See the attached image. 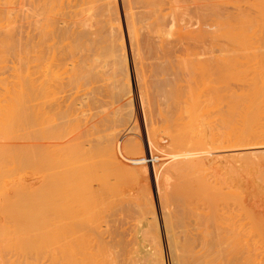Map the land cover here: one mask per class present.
Segmentation results:
<instances>
[{
    "label": "bare ground",
    "instance_id": "1",
    "mask_svg": "<svg viewBox=\"0 0 264 264\" xmlns=\"http://www.w3.org/2000/svg\"><path fill=\"white\" fill-rule=\"evenodd\" d=\"M120 1L122 2L121 5H123L122 7L125 11V14L123 13V15L125 16L124 19H126V33L132 43L134 40L133 44L135 48L133 49H135V53H131L136 56L133 55V59L135 57L136 61L132 62L133 65L137 62L134 65L137 70L135 75L138 78L136 77V79L138 81L140 79L141 81V86L138 84L139 82H137L138 86H140V90L138 91L139 93L142 91L140 94H142L141 96L146 100V110L149 114L154 116V120L152 119L153 123L150 121L147 126H149V124L150 126L154 124L158 128L155 131V126L153 125L154 132L157 133V131L159 132L162 130V135L168 133L167 136L168 138L170 137L169 140L171 144H168L169 142L166 144L169 145V148L174 151H182V154H185L184 163L179 161L181 159H175L177 162L181 163V165L184 164L182 169L177 165H175L176 168H172L170 165L168 166V169L170 168L172 171H175L172 173H180L177 177V179L179 178L180 183H177L179 180H177L176 183L172 182L175 176L173 177L170 175V177L172 176L171 179L173 178L171 181L170 177H166L167 175L165 176L164 174V177L161 173V177L159 175L160 179L163 180L161 185L162 188H160L161 186H158V188H160L159 192L161 193L160 201L164 204L161 205L163 206L162 211L164 210L163 215L165 214L166 216L164 226H166L167 232L170 231L167 239L168 242H170L169 246L171 247L172 254L177 251L180 252L179 254L176 253L174 255L175 263H173L264 264V236L260 233V228L258 229L254 221L255 218L253 219L252 217V210L250 208L251 211L247 209L249 205H246L247 207H245L240 199L242 197H240L237 192L233 191L232 193L231 189L233 187L231 188L230 186H227L226 183H224V180L222 181L226 176L219 177V179L221 178L220 180L217 177L215 178L218 180L215 178L212 180L214 176L212 175L213 167L211 168L212 179L209 176L212 181L209 180V164L206 162V158L203 159L202 156L197 154L201 147H206L207 150L213 148V152L214 148H221L219 150L221 154L218 151L219 155L213 154L209 155V157L213 156L210 157L211 160L215 155L214 159H216V161L219 159L222 166L224 165L223 169L227 168V171H230L231 169L234 170L235 167H247L249 164L252 165L253 161L257 165L260 163L259 167H262V165L264 166V19L263 21L257 22H253L252 20L251 22H249V20H247L248 22L246 20L222 22L219 18H216L218 14H214L216 19L208 18L210 13H207V8L210 9V7H207V0H182L186 3L183 8L187 9L190 4L194 7L191 10L194 11L193 13H195L194 15L196 19L200 16V25L196 28V30H198H195V32H190L188 30L190 27L186 29L187 27L185 28L182 26H177L178 28L176 29V32H174V30L173 32H170L175 23L174 19L181 13L178 12L180 8L179 4L183 6L180 3V0ZM20 2L22 3V1ZM28 2H30V4L28 3L30 6L25 2L26 5H24V8L28 6L29 9L28 7L26 9L30 11H25L26 13L24 14L27 16L29 12L30 16L27 17H30V19H24L25 21H22L23 18L21 19L22 23L24 22L25 24H22L21 21H17V19L19 20L17 17L19 15H17L15 11L14 13L17 16H15L14 13L13 15L11 14L13 8L11 9L8 4L9 7H7V10L4 12L1 10L2 12H0V218L2 221V224L0 223V264H40V262L35 263V260L38 256L40 257L42 255H39V252L42 253L43 251L46 252L48 256V259L43 258L48 262L46 264H136L138 261H142L143 264H164L162 246L160 244L162 239L160 240L161 233L159 232V222L156 223V213L155 210L153 211V209L156 208H152L153 197L151 195L153 194H150L151 191L148 190V192L144 193V191H146L144 188L139 191L141 193L139 194L143 195L144 200H142L143 197L139 194L138 196L141 199H138L137 197L135 198L134 196L136 201L138 200L139 202L140 200L139 203L141 204L140 206L142 209L147 208L149 210L150 208L148 214L150 217L148 216V221H146L147 231H145L146 228H143L140 236L141 239L143 236V241H155L156 243H153L154 245L152 246H149V243L142 246L143 249L146 247L144 252H142V254H144V256L142 255L143 258L146 257L147 259V256H149L150 260H143L142 258L141 260L140 257V260H135L133 258H131L132 260H129V258H126L132 251H130L131 249L126 251V248L128 247L125 246H127V243L129 244L131 240L128 241L129 239L125 238V234L127 233L128 235L131 231H134L132 233L135 234L133 228H136L137 226L133 227V225H138L139 222L136 221L138 222L136 224L133 221L137 218H143L144 216L140 217V213L144 214L146 211H139V216L133 218V215L136 213L135 210L138 211V208L133 210V207L130 209L131 206L133 204L139 208L140 206L137 202L134 203L135 200H133V197L132 205L130 204V206H128L129 203H131L129 202L131 199L127 194L125 195L129 199L126 203L123 201L125 203L123 204L122 199H125V197H121V186L119 185H124V187H126L129 183L126 179L129 180L132 172L134 173L133 175L140 178L141 181H148L146 178L148 175L144 168H140L137 171L134 170V172L133 168L136 167L133 166L136 163L134 164L133 162L132 167H128L129 165L127 164H125L126 166L124 164L122 165V163L125 162L119 163L118 161H121L119 160V157L121 158V156H117V154H120V151L116 148L113 150H118L119 153L117 152L116 154V152L114 153V151L111 150L110 152H112L113 155H116V162L122 165V168H119L120 170L118 167L121 165L116 166L117 170L115 165L114 168L112 167L111 163L113 162H109L107 159L108 163H102L105 159L102 161H99V159L94 160L96 154H98V156L100 155L98 158H101V156L107 158L104 153L106 152L105 149H107L108 145L112 142H110V138L112 139L113 136L111 137V134L113 132H111V134L109 133V130L113 127L112 123L114 124L116 121L119 122L118 120L121 118V121H129V123L131 122L133 124L128 132L137 130L138 128V120L135 111L136 102L133 93V86L130 85L129 81V78H131L129 77L130 70L126 59L124 37H122L120 28V18H118V7L116 8L117 1L30 0ZM176 6L179 8L177 7L176 9ZM262 11L260 13H262ZM188 12L189 10L187 13ZM190 13L192 16V12ZM4 15L6 16L4 17ZM187 15L189 16V14ZM259 16L257 14L258 18ZM180 19L179 23H182L183 21L180 22ZM137 25L141 26V28H139V26L137 27ZM152 33H154V36H151ZM222 40L227 43L225 47L226 49L222 46ZM188 41H192V43L194 41L195 43L204 42L206 44V49L203 48L205 50L199 52L196 50L195 45H189ZM223 51L229 52V54L226 53L227 57L232 54V57L229 56L231 58H225L224 61L227 59L225 63L227 64L229 61H232L239 67L237 68L238 70L235 69L237 70L236 80H238L240 84L235 80L234 81L238 86L233 84L237 89L233 86L227 87L224 84L227 79L225 73L229 70V65L228 68H225L227 65L222 64L224 58L222 59L220 54L223 53ZM141 55L144 60H142ZM110 59L112 62H110ZM109 62L113 64V70L111 69L112 65H110ZM108 64L110 65L109 67ZM105 67L110 68L112 72H109V69L104 70ZM145 69H147V71H145ZM148 70L150 72L152 71L153 75L150 72V74L147 75L145 72H148ZM170 73H172L173 76ZM108 74L110 76H108ZM113 76L116 78L118 77L117 79L115 78V81L113 80L114 82L118 80V82H112L111 84L109 79L112 80L114 78ZM151 76L152 78H150ZM144 77L150 78L151 81L146 80ZM224 77H226L225 81ZM229 79H232V76L231 78L229 77ZM229 81L231 83V80H227V82ZM98 83L102 84V86L95 87ZM92 85H95L94 90H98L99 92L93 90V92H90L87 89V94L86 92L84 93L86 90L85 87L91 88ZM93 86L92 88H94ZM68 87H70V89ZM67 88L70 92L67 91L68 94L63 95L65 93L64 90ZM72 88H75L74 90L77 89L78 93L80 91L78 89H85H83V94H85V96L82 93L81 95L83 96L79 94V102L77 103L80 106L86 104V107L89 109L91 108V102L93 105L94 103L96 104L95 100L100 99V94H103L106 97L111 96L115 101H117L115 97L117 99L120 98L119 100L121 101L123 100V103L119 104L121 106L118 105L119 108L122 107L121 109H113V107L106 108V110L101 113L99 111L102 108L96 110L95 107L98 104L96 106L94 105L95 107H92L94 111L92 108L90 110L98 112L94 113L95 116L90 113V115H92L90 119L89 117L87 118L89 114L86 116L88 119L87 121L91 122L93 127L89 126L87 121L83 122L85 116L82 117L83 119L80 117L86 115L89 109L86 110L84 106L85 110L79 112V118L82 119L80 121H82L83 124L86 122V128H92V130L83 128V132H85L83 134L87 135L86 130L88 132L90 131V135L93 134L91 131H95L97 134L99 128L100 130L103 128L102 130L104 134H106V132L110 134V138L109 136L96 135V137L99 136L97 138L103 137V141L99 140V143L104 142L105 144V141L110 142V144H105L107 145L105 149L101 148V144L94 146V143L97 144V141H95V139L93 140L95 134L90 136V139H88L89 137L80 134L82 133L80 129L83 125L82 123L81 125H78L80 124V121L78 119V122L76 119L78 118L77 114H75V120L78 124H76L77 122H72L74 120L73 117L70 118V120L73 119L71 122L74 124L70 122L72 126L70 124V126L67 125L70 121L67 117L76 111L72 107V105L76 106L73 102L75 100L78 101L76 98L78 93L74 91V93H72L73 97L75 96V100L73 97L72 99L74 101L71 99L69 93L73 90ZM185 89L186 91H184ZM100 91H102V93ZM209 92L211 94L207 95ZM94 93L95 95L99 94L98 97L91 95ZM59 94H62L65 98L69 96V99L68 97L64 99L60 97L61 95L59 96L60 99L58 97ZM88 95L91 97H86ZM204 95L207 97H204ZM106 97L105 99H107ZM157 98L159 99V102ZM161 99L163 102L160 105L159 103ZM39 100L45 101L46 103L40 102L38 106L35 104L37 106H35V109L33 103H36ZM141 100L143 101V99ZM109 102L110 101H108V104ZM112 102L110 103L113 104ZM205 102L207 103L205 104ZM203 103L205 104L204 106H202ZM41 104L44 108L41 107ZM45 104H47V107H45ZM108 104L104 105L108 106ZM102 105L99 104L97 108ZM104 105L103 107H105ZM38 107H40L39 110ZM163 107L165 108V111L163 110ZM153 110L157 111H155L156 114L152 113ZM80 111H82V109ZM113 111H116L117 113H114ZM81 113H83V115ZM211 113H214L215 117L211 116ZM146 114L145 116H147ZM155 115L156 119L160 116L158 117L160 118V121L158 122H161L162 125L156 121ZM172 116L175 118L173 122L171 121L173 119L169 120ZM209 117L212 118L210 119ZM213 117L215 118L214 123L219 124H217V127L212 124ZM99 118L100 120H98ZM198 118L200 121H204H199L200 123L196 122L199 120ZM57 119L60 122H58ZM184 119L186 121H182ZM206 119L208 121L211 120L212 122L207 123L205 121ZM64 120L68 123H65ZM96 120H98V122ZM104 120L106 123L108 122V125L111 124L110 126L112 127L108 126V128L106 125H102L104 127L100 126L99 121H103L102 123L105 124ZM168 121L172 123V126L175 129L176 126L178 129L175 130ZM33 122L37 127L33 126ZM174 122H176V126L173 125ZM205 122L208 124V128L207 126L204 128L208 130L207 135L210 136L207 141L212 139L208 142V145L206 144L207 141H204V138L207 139V137L205 135L203 136L206 130L202 128L205 130L204 133H198L200 132V126L198 127L197 123L204 124ZM45 124L50 125L45 126ZM115 125L118 124L115 123ZM209 125L211 126L209 127ZM97 126L98 129H96ZM33 127L34 129L38 128L35 129L36 131L38 130V132H36L37 134L33 133ZM104 128H106V131ZM170 129L175 130V132L172 133ZM102 130L98 132L103 134ZM114 130L115 133H117L115 128ZM153 130H148V132H152L153 137H151L152 135L150 137L155 140L154 134L156 133H154ZM118 131H120V129ZM135 133H137V131ZM38 134L40 136L36 137ZM117 134L119 135V132ZM117 134L115 136H117ZM80 135L86 139L84 140L86 141V145L84 141H81L83 138ZM138 135L139 132L137 133V136ZM135 138L133 137V139ZM133 139H130V142H132ZM153 140L151 139L150 141L153 142ZM78 141H81V144ZM92 141L95 142L92 143ZM139 141L140 140L135 139V142L137 143V148L135 146L136 149L131 145L132 143L130 144V142H127L130 146L128 148L124 147V149L126 148L125 150H129V155L132 153L131 151H133L131 150L132 148L141 153L140 154L136 151L137 154H140L141 156L143 155L142 152L144 151H142L143 148L141 147V144H138ZM150 141L148 140V142ZM156 141H154V143ZM211 142L212 147H210ZM113 143L114 142H112V144ZM89 144L91 146H89ZM116 145L115 147L118 146ZM86 146L88 147L87 149L85 148ZM111 146L112 145L108 148H111ZM123 146H125V144ZM152 146L158 148L155 147L157 144L154 145L152 143L151 148ZM208 146L209 148H207ZM97 147H99L98 150L101 149V152L98 153L96 151L97 153L94 154ZM130 147L132 148L129 149ZM232 148L233 151L237 148L240 149V151L243 150V152L246 151L247 153L244 154V152L241 153L244 155H237V153L235 154L233 152L232 154H235L236 156H232L231 154L232 157H230V154L226 153V151L229 149L231 150ZM124 149V152H122L127 154L128 157V152H125ZM161 149L162 148H160V150ZM102 150H104V152ZM156 150H159V148ZM172 150L171 153L174 152ZM201 150L199 151L200 153ZM203 150H205V148H203ZM102 152L104 155H102ZM136 152L130 155H133V159ZM210 152L213 153L212 150ZM125 154L124 156L126 157ZM113 155L108 154V159ZM136 157L137 156L135 155V159L138 160V157ZM254 158L257 159L255 160ZM250 159H252V161H250ZM166 161H163V163L166 164L168 162ZM216 161L214 160V162ZM116 162L114 161V163ZM131 163L132 161H129L128 164ZM140 163L141 162H139V164ZM171 163L173 166V163L175 162H169V164ZM255 163L253 165H255ZM104 164L107 165L104 167ZM139 164L137 167H139ZM159 164L161 166V163ZM257 165L255 167H257ZM154 166L157 171H159V165L157 164V167L156 165ZM29 167H34L35 169H32L34 171L27 169ZM103 167L106 169L113 168L112 171H110L111 169L109 171L110 173L113 172L114 178H111L112 176L110 175L112 174H110L109 171L107 172V170L106 172L109 174H104L102 171ZM22 168L27 172L29 170L34 175H36V173H42V175L40 173L41 177L39 176L41 184L37 185V188H35L36 186L34 187V189H36L34 190V193H31L33 190H29L30 192L28 193L27 189L22 187L20 181L16 182L14 180L17 176L16 174L19 175L23 172ZM163 168L164 169L162 170L166 171L167 166ZM126 169H132V172ZM263 170L261 171L263 172ZM128 171L129 173L127 174ZM157 171L156 173L158 175ZM27 172L23 173H26L27 175ZM100 172H103L105 176H109L113 179V183H111L112 180H110L109 177L106 178L102 176V173ZM214 172L215 170L213 173ZM14 175L16 176L14 177ZM34 175L31 174L33 179L35 178ZM132 176L130 178V180L132 179L130 183L135 184L136 181H133V178L135 180V177L132 178ZM17 177L19 178V176ZM160 179L158 178V183H161V181H159ZM6 180H10L8 181L9 183H5L4 181ZM107 180L110 181L111 184L108 183ZM33 181L38 183V180L36 179ZM225 181H227V178H225ZM28 183H30V181H28ZM7 184L11 187L8 189H12L13 191V197L11 196V199H8V196L5 194V190H7L5 189V186H8ZM142 184L145 186V183ZM229 184L231 185L230 181ZM130 185H128L129 187L127 186L126 190H129L128 188H130ZM224 185L230 187L231 191ZM124 187L122 186V188ZM142 187L143 186H141V188ZM127 198L125 200H127ZM179 198L184 201V206H182L184 208H180L181 203ZM103 200L110 201L111 205H108L106 208L105 205L110 204V202L104 204L105 202ZM177 200L179 202H177ZM112 201L117 205L114 206L115 204H113L112 206ZM143 202H145L146 206L144 208ZM178 203H180V205H178L179 207H177ZM174 204H176L175 207ZM200 204L202 206H198L197 208V205ZM203 204L207 206L205 207ZM117 206L123 207H121V210H123V215L125 214L126 216L124 215L122 217L121 215L122 218L120 217V213L122 214V212L121 210H118ZM110 207L112 209L113 207L117 208H114L113 211H119V213H115L119 215V218H116L118 217L117 215L115 217L113 211L110 213ZM171 207L173 209H171ZM124 208H126V210L129 209V212L131 210L134 211V214L131 213L133 211L130 212L131 215L133 214L132 217H130L131 221L129 220L128 211L126 212ZM102 209L105 212H103ZM106 209L110 212L107 213ZM99 210L102 211V214ZM202 210H205V212ZM138 214L136 213V215ZM171 214H173V216H171ZM113 216L115 218H113ZM120 218L122 219L120 220V222H122L121 224L116 221V219L118 220ZM146 218L145 215V219ZM111 222L112 224L114 222L116 223L113 225L111 224L112 227L116 226L118 223L119 224L116 226L117 228L121 229L122 227H125V225L126 227L122 228V231L118 230L116 227V230H114V227H110L109 229L111 231H109L108 226H110ZM127 223L129 224L128 226L131 225V227H128ZM210 224H213L212 228L215 227L214 230L218 229V232L221 233H210L212 232L208 230L211 227ZM119 225H122L121 228ZM191 225L196 227H192ZM174 226L180 227L179 229L182 228V230L183 227H191L190 229L188 228L187 231H185L186 228L183 230L184 236L187 235L185 236L186 238L188 236V238H190V236L194 238V232L198 233L199 231H203V233L200 234L199 239L198 237L197 239H190L192 243L189 242L190 240L187 238L188 242L186 239H183L182 242L180 241L181 244L178 245L176 242L177 237H174L176 233H173L175 232L173 231L175 230ZM104 228H107V232H104ZM126 228L127 230H130L129 233L125 231ZM194 229L198 230L196 231ZM143 230L145 232H143ZM124 231L125 233H123ZM189 231H193V233H188ZM132 233L129 235L134 236ZM122 234H124V236ZM122 236L127 239V242L125 241L126 244H124ZM136 236L134 237L135 239ZM208 236L209 239H207ZM200 239L202 241H200ZM196 240L201 242L199 243V247L197 244L198 241ZM257 242L262 243L260 247L262 251L259 249L260 252H258L256 246L259 245ZM139 243L137 244L139 245ZM194 243L200 248L199 250L195 249L196 246H194ZM147 246H149L150 249H147ZM116 247H118L117 249L119 250V253L116 251L114 252ZM120 252L122 254L117 255V253L120 254ZM120 256L122 257V260ZM124 256L126 257L123 259ZM40 258L39 260H42V258Z\"/></svg>",
    "mask_w": 264,
    "mask_h": 264
},
{
    "label": "rangeland",
    "instance_id": "2",
    "mask_svg": "<svg viewBox=\"0 0 264 264\" xmlns=\"http://www.w3.org/2000/svg\"><path fill=\"white\" fill-rule=\"evenodd\" d=\"M10 1H11V3H10ZM16 1H18V0H8V1H7V0H0V7H1V8H0V12H2L1 10H3V12L6 11V10H7V7H9L8 5H10L11 9L13 8L11 14L13 15V13H14V11H15V13H16L17 15H19V16H17V15L14 13V15L17 16V17L19 18V20L17 19V21H21L22 18H23L22 21H25L24 19H26V20H27V19H30V17H27V16H30V15H29V14H30L29 12H28V15H27V16H26V14H24V13H26L27 11H30V10H28V9H29L28 6H30V5H28V3L30 4V2H28V1H30V0H28V1L25 0V2H26L27 5H28V6H26V8L28 7V9L24 8V7H25L24 5H26V3L24 2V0H20V1H22L23 4H22L20 1H18V2H16ZM116 1H117V3H116V8L118 7V8H117V9H118V11H117V12H118V18H120L119 20H120V23H121V24H120V28H121V32H122V37H124V38H123V40H124V45H125V47H126V59H127V62H128L127 64H128V66H129L128 68H129V70H130V71H129V72H130V73H129V74H130L129 77H131V78H129V81H130V85L133 86V93H134L135 102H136V103H135V104H136V105H135V111H136V116H137V120H138V128H137V130H133V129H132L133 131L128 132V130H130V129L132 128V125H133V124H132L131 122L129 123V121H126V122H125V121H121V118L118 120L119 122H117V121L115 122V123H117L118 125H121V126H118V125H115V123H114V124L112 123V125H113V127H112V126H110L111 124L108 125V122L106 123L105 120H104L105 124L102 123L103 121H102V122L99 121L100 126H102V125H106L107 127H108V126H109V127H112L111 129H113V130H114V128H115V129L117 130L116 132H117V133L119 132V135H118L117 133H115V130L113 131V130L110 129V130H109V131H110L109 133H110V134H111V132L114 133V134H113V133L111 134V137L113 136L112 139H111V138H110V134H109L108 132H106V134H104V132H103V130H102L103 128L101 129L102 132H103V134H101V132H100V133L98 132V131H101L100 128H99L98 131L96 130V131H97V134L95 133V131H91V133L93 132L92 135L95 134V135L93 136V140L95 139V141H97V144L94 143L95 141H94V142L92 141V143H94V146H95V145H98V144H101V146H102L101 148L105 149V148L107 147V145H105V144H110L111 141L114 142L113 144H112V142H111V144H110V145H112L111 148H108V147L110 146V145H108L107 149H105V151L107 152V154H106V152H105L104 154H105V156H106L107 158H103L102 156H101V158H98L100 155L98 156V154H96V153H97V152H98V153L101 152V151H100L101 149L98 150L99 147H97V150H95V151L93 150V151L95 152L94 154H96V155L94 156V157H95L94 160H95V159H96V160L99 159V161H102V160H104V159H105V160L107 159L109 162H113V163H111V165H112L113 168H114V165H115V168H116V166L121 165V164H119V163H122V162H125V163H122V165H123V164H124V165L127 164V165H129L128 167H132V166H133V162H134V164L136 163V164L133 166V167H136V168H133V171H134V170L137 171V170L140 169V168H144L145 172H146L147 175H148V176L146 177L148 181H141L140 178H137L136 176L133 175L134 173L132 172V169H131V170H130V169H126V170H130V171L132 172V174H131V173H130V174H131V176L133 175L132 178L135 177V180H134V178H133V181H136V183H135V184H134V183H132V184L130 183V181L132 180V179L130 180V178H131V176H130L129 180L126 179V181H129V183L127 184V186L131 184V185H130V188H128L129 190H126V189H127V186H126V185H125L126 187H124V185H119V186H121V195H122L121 197L124 196L125 199H126L127 196H126L125 194H127L128 197L130 196V199H131V201H129V202H131V203H129V205H128V203H127L128 206H130V204L132 205L133 200H135L134 203L137 202L138 205L140 206V205H141V204L139 203L140 200H139V202H138V200L136 201V199H135L136 197H137L138 199H141V198H139V196H138V194L140 193L139 191L143 190V188L146 190V191H144V193H145V192H148V191H151L150 194H153V195H151V196L153 197V198H152V200H153V201H152V202H153L152 208H156V209H153V211L155 210V213H156V223L159 222V223H158V226H159V232L161 233V235H160V236H161V237H160V240H161V239H162V240L160 241V244H161V246H162V255H163V257H164V258H163V259H164V264H174V263H175V262H174V261H175V256H174V255H175L176 253L179 254L180 252L177 251V252H174V253L172 254L171 247L169 246V245H170V244H169L170 242H168V239H167L168 234H169L170 231L167 232V228H166V226H164V221H165V217H166V216H165V214L163 215L164 210L162 211L163 206H161L163 203H161V201H160L161 193L159 192V191H160L159 189L162 188L161 185H162V183H163V180H161L160 177H161L162 174H163V175H162L163 177H164V174H165V176L167 175L166 177H170V175H172L173 177L175 176V177H176V180H175V177H174V180H173V178L171 179L172 176L170 177V180H171V181L173 180L172 182H175V183H176V181L179 180V178L177 179V177H178V175H179L180 173H179V174H177V173H176V174H175V173H172V172H175V171H172L170 168H169V169H170V170H169V169H168V166L170 165V167L174 168L175 165H177V166H179V168L182 169V167L184 166L183 163H184V160H185V158H184L185 154H182V153H183L182 151H178V150L174 151V150H172V149L169 148V145L166 144V143H168V142H169L168 144H171V143H170V140H169L170 137L168 138V136H167L168 133H167L166 135H162V134H163V133H162V130H160L159 132L157 131V133L154 132V130L156 131V129H158V128L156 127V125H154V124H152V126H150V124H149L150 127L147 126L148 123H150V121L153 123L152 119L154 120V116L151 115V114H149V112L146 110V105H147L146 102H145L146 100H145V98H144L143 96H141L142 94H140L142 91H140V93H139V91H138V90H140L139 88H140V86H141V84H140L141 81H140V79H139V81H138V80L136 79L137 76L135 75V74H136L135 72H137V70L135 69V66H134V65H135L137 62L134 63V65H133V63H132L133 61H136V59H135L136 56H135L134 54H132V53H135V49H133V48H135V46H134V44H133V43H134V40H133V43H132V41L129 40L128 35H127V33H126V32H127V31H126V27H125V25H126V24H125V20H126V19H124L125 16L123 15V13L125 14V11H124V9H123V7H122L123 5H121L122 2H121L120 0H116ZM254 1H255V0H253V1H252V0H207V1H206L207 7H210V9L207 8V13H208V14L210 13V15H208V18H209V17H210V18H213V19H216V18L218 19V18H219L220 21H222V22H223V21H224V22H225V21H226V22H228V21H229V22H230V21L232 22V21H237V20H239V21H240V20H241V21H244V20L247 21V20H249V22H251V20H252L253 22L263 21V19H264V0H256L255 2H254ZM258 1H259V2H258ZM261 1H262V2H261ZM15 2H16V3H15ZM19 2H20L21 4H20ZM260 2H261L262 4H261ZM180 3H181L183 6H181V5L179 4L180 8H179L178 6H176V9H177V7L179 8L178 12H179V13L181 12V13L178 14V15H180V16H182V17H180V16L177 15L178 18L176 17V18L174 19V20H175L174 26H175V25H176V26L174 27V26L172 25V26H173V27H172L173 29L170 28V29H171L170 32H173V30H174V32H176V29L178 28L177 26H182V27H185V28L187 27L186 29H188V28L190 27L191 29L189 28L188 30H189L190 32H191V31H192V32H193V31L195 32L196 28L199 27V25H200V23H199V22H200V19H199L200 16L197 17V19H199V20H197L196 17H195V15H194L195 13H193L194 11L191 10V9L194 8L193 6H191V4L187 7V9L189 8V9H188L189 12L187 13L188 10L185 9V8H183V7H185L186 3L183 2L182 0H180ZM7 4H8V5H7ZM117 4H118V5H117ZM260 4H261V5H260ZM21 5H22V6H21ZM209 5H211V6H209ZM260 6H261V7H260ZM2 7H3V8H2ZM181 7H182V8H181ZM191 7H192V8H191ZM4 8H5V9H4ZM262 8H263V11H262ZM185 10H186V11H185ZM25 11H26V12H25ZM176 11H177V10H176ZM261 11H262V13H260ZM190 12H192V14H193L194 16H193V15L191 16V13H190ZM183 13H184V15H185V13H186V15L189 14V16H188V15H187V16H186V15L184 16ZM259 13H260V14H259ZM214 14H218V16L216 15L217 17L215 18V15H214ZM248 14H249V15H248ZM257 14H258V16L260 15L259 18L257 17ZM6 15H8V14H6ZM6 15H4V17H5ZM9 15H10V14H9ZM1 16H2V15H1ZM7 17H10V16H7ZM13 17H14V16H13ZM256 17H257L258 19H257ZM11 18H12V17H11ZM180 18H181V19H180ZM188 18H189V19H188ZM193 18H194V19H193ZM260 18H261L262 20H261ZM9 19H10V18H9ZM176 19H178V20H176ZM179 19H180V22H182V21H183V22H182V23H179ZM183 19H184V20H183ZM10 20H11V19H10ZM185 20H186V21H185ZM189 20H190V22H189ZM195 20H196V21H195ZM22 21H21V23H22ZM192 21H193V22H192ZM247 22H248V21H247ZM263 22H264V21H263ZM23 23H24V22H23ZM23 23H22V24H23ZM26 23H27V22H26ZM178 23H179V24H178ZM183 23H184L185 25H184ZM191 23H192L193 25H192ZM24 24H25V23H24ZM181 24H182V25H181ZM189 24H190V25H189ZM26 25H27V24H26ZM26 25H23V26H26ZM139 25H141V24H139ZM139 25H137V27H138ZM188 25H189V26H188ZM121 26H122V27H121ZM142 27H143V26H142ZM139 28H141V26H139ZM166 29H168V28H166ZM142 30H143V29H142ZM197 30H198V29H197ZM197 30H196V31H197ZM151 36H154V33H152ZM163 36H164V35H163ZM170 41H171V39H170ZM170 41H169V42H170ZM222 41H223V40H222ZM169 42H168V43H169ZM172 42H173V41H172ZM188 42H189V41H188ZM188 42H187V43H188ZM190 42H191V43H190ZM190 42H189V45H191V44H192V45H195L196 50H198L199 52H201L202 50H205V49H206V44H205L204 42H202V43H204V44H202V43H200V42H198V43L196 42V43H195V41H194L193 43H192V41H190ZM225 42H226V41H223V42H222V44H223L222 46H223L224 48H225L226 45H227V43H225ZM132 44H133L134 47L132 46ZM166 44H167V43H166ZM170 44H171V43H170ZM172 44H173V43H172ZM200 44H202V45H201L200 47H198ZM167 45H168V44H167ZM171 46H173V45H171ZM204 46H205V47H204ZM130 47H131V48H130ZM193 48H194V47H193ZM203 48H205V49H203ZM200 49H201V50H200ZM222 49H223V48H222ZM225 49H226V48H225ZM132 50H133V51H132ZM131 52H132V53H131ZM224 52H225V51H223V53L220 54V57H221L222 59L224 58L223 61H222V64H223V65H224V64L227 65L226 67L224 66L225 68H228V65H229V68H228L229 70L226 71V73H225V74H226L225 76L227 77V79H226V77H224V81H225V79H226V81L224 82V84H225L227 87H228V86H230V87L233 86V87L236 88V86H238V84H236L235 81H236L237 83H239V81L236 80V79H237V78H236V77H237V76H236V75H237L236 73H237V70H238L237 68H239V67H238V65H237L236 63H233L232 61H231V62H230V61L228 62V63H230V64H228V63L226 64L225 62L227 61L228 57L231 56L232 54H230V55L227 57L226 55L229 54V52H228V51H226L225 53H224ZM127 53H128V54H127ZM226 53H227V54H226ZM131 54H132V55H131ZM224 54H225V55H224ZM133 55L135 56L134 59H133ZM142 55H143V54H142ZM142 55H141V58H142V60H144V58L142 57ZM222 55H223V56H222ZM143 56H144V55H143ZM231 57H232V56H231ZM231 57H229V58H231ZM225 58H227L226 61H224ZM110 62H112L111 59H110ZM110 62H109V63H110ZM110 65H112V66H111V69L113 70V67H114L113 64L110 63ZM110 65L108 64V67H109ZM108 67H105L104 70H108V69H109V70H110L109 72H112V70H111L110 68H108ZM235 68H236L237 70H236ZM145 71H147V69H145ZM232 71H233V72H232ZM149 72H150V71L148 70V72H145V73H147V75H149L150 73H152V75H153V72H152V71H151L150 73H149ZM145 73H144V74H145ZM144 74H143V75H144ZM159 74H160V73H159ZM170 74L172 75V73H170ZM138 75H139V73H138ZM171 75H170V76H171ZM227 75H228V76H227ZM108 76H110V75L108 74ZM111 76H112V75H111ZM115 76H116V74H115ZM115 76H113L114 78H113L112 80L109 79V80L111 81V84H112V82H113V83L118 82V80H116V82H114V81H115V78H116ZM145 76H146V75H145ZM172 76H173V75H172ZM231 76H232V79H229V77L231 78ZM146 77H147V76H146ZM146 77H144L146 80L151 81L150 78H152V76H151L150 78H146ZM148 77H149V76H148ZM158 77H159V76H158ZM160 77H161V76H160ZM111 78H112V77H111ZM117 78H118V77H117ZM117 78H116V79H117ZM137 78H138V77H137ZM170 78H171V77H170ZM130 79H131V80H130ZM113 80H114V81H113ZM227 80H231V83H230V81L227 82ZM234 80H235V81H234ZM137 82H139L138 84H140V86H138ZM150 83H151V82H150ZM111 84H110V85H111ZM148 84H149V82H148ZM230 84H231V85H230ZM233 84L236 85V86H234ZM239 84H240V83H239ZM92 86H93V85H92ZM92 86H91V88H90V87H85L86 90H85L84 88H82V89H81V88L78 89V90L82 91V92L79 91V93L77 92V89L74 90L75 88H74V89L72 88L73 90L71 91V93H69V94L71 95V99H72V97H73V93H74V92H77V93H78L77 96H76V98H77L78 101L75 100V96H74L73 98H74V100H75L76 102L72 99V101H74L73 103L76 104V106L74 105L76 108H75L73 105H72V107H73L77 112L75 111V113H73L74 115L72 114L73 116L70 114V116H72V117H70V116L67 117L69 120H70V118H73V117H74V118H73L74 120L71 119V120L69 121L68 119L65 118L67 121H69V123H68L67 121L64 120L65 123H68L67 125H69V124L71 125L72 122H74V123L77 122L78 119H79V121L82 120V119H83L82 117H84V116H85V118H84L83 122H84V121H87V120H88L87 118L89 117V119H90V117L92 116V115H90V113H91V114L97 113L98 111H96V110H100L101 108H102V109H101L102 111L100 110V111H99L100 113H101V112H104V111L106 110V108L108 109V108H112V107H113V109H116V108H119V107H118L119 104L123 103V100H122V101L119 100L120 98L117 99V98L115 97V99L117 100V101H115L114 98L111 97V96L106 97L105 95H103V94L101 95V94H100V96H101V97L99 96L100 99L95 100V101H96V104L93 102L94 104L92 105V102H91V108H92V107H95L97 104H98V105H99V104H100V105H102V104H103V105H104V104H108V101H110V102L113 101L112 103H113L114 105L111 104L110 102H109V104H108V106L110 105L109 107H108L107 105H104L105 107H103V105H102V106H99L100 108H99V107L97 108V106H98V105H97V106L95 107V108H96V110H95L96 112H93V111H94L93 108H92V110H93V111H92V110H90L91 108L89 109L88 107H86V104H85L84 106H85L86 110L89 109V110H88L89 113H88L87 111H85V112H87V114L85 113L86 115H83V113H81V114L83 115V116H80L82 119L79 118V112H83V110H85V108H84L83 105L80 106V105L77 103V102H79V98H78L79 96H78V95H79V94L81 95V93L83 94V91H84V90H85L84 93L86 92V94H87V92H88L87 89H88L90 92H91L92 90H93V91H96V92H99L98 90H94V89H95V87L102 86V84H99V83H98V84H96V86L94 85L95 87L93 86L94 88H92ZM115 86H116V85H115ZM70 87H71V86H70ZM70 87H68V88L70 89ZM116 87H117V86H116ZM194 87H195V86H194ZM65 88H66V87H65ZM68 88H67V89H68ZM101 88H102V87H101ZM110 88H111V87H110ZM192 88H193V86H192ZM235 88H234V89H235ZM67 89L64 90L65 93H64V94L62 93L63 95H67V94H68L67 91H69V89H68V90H67ZM83 89H84V90H83ZM141 89H142V88H141ZM183 89H184V88H183ZM194 89H195V88H194ZM236 89H237V88H236ZM187 90H188V89H187ZM62 91H63V90H62ZM64 91H63V92H64ZM73 91H74V92H73ZM93 91H92V92H93ZM102 91H103V90H102ZM102 91H100V92L102 93ZM182 91H183V90H182ZM184 91H186V89H185ZM69 92H70V91H69ZM72 92H73V93H72ZM103 93H104V92H103ZM206 93H207V91H206ZM62 94H59L58 97L61 95L60 97H62V98H64V99H66V98L68 97V99H69V96H67V97L65 98V96H64V97L62 96ZM104 94H105V93H104ZM204 94H205V93H204ZM210 94H211V93L209 92V94H207V95H210ZM83 95L85 96V94H83ZM83 95H81V96H83ZM91 95H92V96H97V97H98L99 94H96V95H95V93H94V94H91ZM81 96H80V97H81ZM104 96H105L107 99H105ZM140 96H141L142 98H141ZM205 96H206V95H204V97H205ZM60 97H59V98H60ZM86 97H91V96L88 95V96H86ZM103 97H104V98H103ZM206 97H207V96H206ZM59 98H58V99H59ZM101 98H103L105 101H104L103 99H101ZM112 98H113V99H112ZM140 98L143 99V101H142ZM159 98H161V97H159ZM202 98H203V97H202ZM60 99H61V98H60ZM68 99H67V101H68ZM203 99H204V98H203ZM56 100H57V99H56ZM107 100H108V101H107ZM157 100H158V102H159V99H158V98H157ZM69 101H70V100H69ZM114 101H115V102H114ZM120 101H121V102H120ZM40 102H41V103H42V102H43V103H46L45 101H42V100H39L38 102L33 103V106H34L35 109H36V107L38 106V104H39ZM97 102H98V103H97ZM99 102H100V103H99ZM116 102H117V103H116ZM141 102H143V103H141ZM162 102H163V101H162V99H161L159 104L161 105ZM206 103H207V102H205V104H206ZM35 104H36L37 106H36ZM88 104H89V103H88ZM88 104H87V105H88ZM142 104H143V105H142ZM145 104H146V105H145ZM205 104L203 103L202 106H204ZM94 105H95V106H94ZM116 105H117V106H116ZM144 105H145V106H144ZM35 106H36V107H35ZM114 106H115V107H114ZM119 106H121V105H119ZM136 106H137V107H136ZM202 106H201V107H202ZM41 107L44 108V106H43L42 104H41ZM45 107H47V104H45ZM77 107H78V108H77ZM80 107H81V108H80ZM39 108H40V107H38V110H39ZM95 108H94V109H95ZM121 108H122V107H121ZM121 108H119V109H121ZM159 108H160V107H159ZM161 108H162V107H161ZM35 109H34V110H35ZM81 109H82V111H80ZM144 109H145V112H144ZM111 110H112V109H111ZM117 110H118V109H117ZM117 110H116V111H117ZM163 110L165 111V108H164V107H163ZM91 111H92V112H91ZM116 111H115V112H116ZM153 111H154V112H153ZM153 111H152V113H155V114H156L157 111H156V110H153ZM155 111H156V112H155ZM113 112H114V111H113ZM115 112H114V113H115ZM162 112H163V111H162ZM116 113H117V112H116ZM146 113H147V114H146ZM75 114L78 115V118H76V115H75ZM81 114H80V115H81ZM88 114H89V116H87ZM145 114H146L147 116H145ZM149 115H150V116H149ZM210 115L215 117V114H214V113H213V114L211 113ZM86 116H87V118H86ZM94 116H95V114H94ZM94 116H93V118H94ZM151 116H152V118H151ZM157 116H158V115H157ZM174 116H176V115H174ZM174 116H172L169 120L173 119V120H171V121L173 122L174 119H175V118H173ZM158 117H160V116H158ZM158 117H157V119H156V115H155V119H156L157 122L160 121V118H158ZM214 117H213V119H212L213 122L210 120L212 117H209V118H210V119H209L210 121H208L207 119H206L205 121H206L207 123H208V122H212V124H214V125L217 127V124H218V123H216V124L214 123V122H215V121H214V119H215ZM56 118H57V116H56ZM75 118L77 119V121L75 120ZM146 118H147V119H146ZM206 118H207V117H206ZM54 119H55V118H54ZM54 119H53V120H54ZM85 119H86V120H85ZM91 119H92V118H91ZM198 119H199V118H198ZM72 120H73V121H72ZM93 120H94V119H93ZM98 120H100V118H99ZM98 120H96V121L98 122ZM148 120H149V121H148ZM57 121H58V119H57ZM71 121H72V122H71ZM79 121H78V122H79ZM90 121H91V120H90ZM96 121H95V122H96ZM147 121H148V122H147ZM156 121H155V122H156ZM177 121H178V120H177ZM182 121H186V120L184 119V120H182ZM199 121H200V119H199L198 121H196V122H199ZM201 121L203 122L204 120H201ZM201 121H200V122H201ZM58 122H60V121H58ZM70 122H71V123H70ZM78 122H77L76 124H78ZM83 122L80 121V122H79L80 124H78V125H81V123H82V125H83L82 128H81V126H80V128H81L80 131L82 132V133H80V134L84 135L85 137H89L88 139H90V138H91L90 136H92V135H90V133H89L90 131L88 132L87 130H92V128H90V127H89V129H88V127L86 128V125H87L86 122L84 123V124H85V127H84ZM87 122H88V121H87ZM95 122H94V123H95ZM146 122H147V124H146ZM155 122H154V123H155ZM168 122H169V124L172 126V123H171L170 121H168ZM200 122H199V123H200ZM206 122H205L204 124H203V123H201V124L197 123L198 127H199V126L201 127V129H200V127H199V131H200V132H198V133H201V132L204 133V131L206 130L205 133L203 134V136L205 135V136L207 137V139L204 138V141H207V140H208V137L210 138V136L207 135V134H208V132H207L208 130L204 128V127H206V126H207V128H208V124H206ZM33 123H34V122H33ZM33 123H32V125H33ZM45 123H46V122H45ZM74 123H72V124H74ZM88 123H89V126H92V123H91V122H88ZM90 123H91V125H90ZM94 123H93V124H94ZM101 123H102V124H101ZM127 123H129V124H127ZM158 123H159V122H158ZM183 123H185V122H183ZM155 124H156V123H155ZM159 124H161V122H160ZM209 124H210V123H209ZM49 125H50V124H48V125L45 124V126H49ZM70 125H69V126H70ZM97 125H98V123H97ZM123 125H124V126H125V125H128V126H125V127H126V129H125V127H124ZM153 125L156 127V128L154 127V130H153ZM157 125H158V124H157ZM161 125H162V124H161ZM170 125H169V126H170ZM173 125L176 126V122H174ZM201 125H202V126H201ZM214 125H213V126H214ZM218 125H219V124H218ZM33 126H34V127H37L35 123H34ZM71 126H72V125H71ZM95 126H96V125H95ZM95 126H94V127H95ZM98 126H99V125H98ZM98 126L96 127V129H98ZM100 126H99V127H100ZM114 126H116V127H114ZM210 126H211V125H209V127H210ZM34 127H33V129H34ZM92 127H93V126H92ZM102 127H104V126H102ZM109 127H108V128H109ZM119 127H120V128H119ZM158 127H160V126H158ZM172 127H173V126H172ZM39 128H40V127H39ZM83 128H84V129H85V128L87 129V130H86V134H87V135L83 134V133H85V132H83V131H84ZM149 128H151V129L153 130V132L156 133V134H154V136H155V140H153V138H151V137H153V134H152V132H150V133L148 132V130L151 131V129H149ZM160 128H161V127H160ZM160 128H159V129H160ZM170 128H171V127H170ZM173 128H174V127H173ZM179 128H180V127H179ZM202 128L205 129V130H203ZM35 129H38V128H35ZM35 129H34V130H35ZM93 129H94V128H93ZM105 129H106V128H104V130H105ZM119 129H120V131H118ZM138 129H139V131H138ZM162 129H163V128H162ZM174 129H175V128H174ZM176 129H178L177 126H176ZM176 129H175V130H176ZM195 129H196V128H195ZM34 130H33V133H34V134H35L36 132H38V130H37V131H36V130L34 131ZM175 130L170 129V131H171L172 133H174ZM210 130H211V128H210ZM105 131H106V130H105ZM136 131H137V133L139 132V135H138V136H137V133H135ZM187 131H188V129H187ZM196 131H197V130H196ZM120 132H122V133H120ZM125 132H126V133H125ZM160 132H161V133H160ZM163 132H164V131H163ZM179 132H180V131H179ZM134 133H135V134H134ZM36 134H37V133H36ZM98 134H99V136H100V135H101V136L104 135V136H107V137L109 136V138H110V142H109V141H105V142H106L105 144H104V142L99 143V142H98L99 140H100V141H103V140H102L103 137H102V138H101V137H100V138H97V137H99V136L96 137V135H98ZM116 134H117V136H115ZM146 134H147V135H146ZM160 134H161V135H160ZM82 135H80V136L83 138ZM135 135H136V136H135ZM151 135H152V136H151ZM209 135H210V134H209ZM38 136H40V135L38 134L36 137H38ZM129 136H130V138H129ZM147 136H149V137H147ZM150 136H151V137H150ZM116 137H117V138H116ZM126 137H127L128 139H127ZM133 137H134V138L136 137V138H135L136 140H140V141H139L140 143L138 142V144H141V147L143 148L142 151H144V152H142L143 155L141 156V155H140L141 153H140L138 150H134L132 147L129 148V149L132 148L131 150H133L134 152L137 151L138 153H140V154H137V152H136V154H135L137 157H138L139 155L141 156V157L139 156L138 158L136 157L138 160L135 159V155H134V159H133V157H132L133 155L130 156L132 153H134L133 151L130 150L132 153L130 152L131 154L129 155V150H128V149L125 150L126 148L124 149V147H127V148H128V147L130 146V145H128V143L130 142V139H133ZM115 138H116V139H115ZM150 138L153 140V142L150 141V140H151ZM135 139H133V141L131 140L132 142H130V144L132 143L131 145L134 146V148H135V146L137 145V143L135 142ZM147 139H148L150 142H148ZM39 140H40V139H39ZM79 140H80V139H79ZM84 140H86V139H85V138L81 139V141H84ZM104 140H105V138H104ZM125 140H127V141H125ZM156 140H157L158 142H157ZM211 140H212V139H210V141H211ZM81 141H80V142H81ZM123 141H125L126 143L123 142ZM154 141H156L157 143H156V142L154 143ZM210 141H207L206 144L208 145V142H210ZM78 142H79V141H78ZM80 142H79V143H80ZM84 142H85V145H86V141H84ZM121 142H123V143H121ZM127 142H128V143H127ZM134 142H135V143H134ZM141 142H142L143 144H142ZM82 143H83V142H82ZM150 143H151V144H150ZM152 143H153L154 145L157 144V146H155V147H158L159 150H156V149H158V148H154V146H152V148H151ZM80 144H81V143H80ZM83 144H84V143H83ZM116 144H117L119 147H118ZM124 144H125V146H123ZM133 144H134V145H133ZM209 144H210V143H209ZM113 145H114V146H113ZM115 145H116L117 147H115ZM143 145H144V146H143ZM213 145H214V144H213ZM89 146H91V145L89 144ZM214 146H215V145H214ZM122 147H123V149L125 150V152H128V155H129L130 157H129V156L127 157V154L123 153L124 151H123ZM210 147H212V142H211V146H210ZM217 147H218V146H217ZM217 147H216V148H217ZM85 148L87 149L88 147L86 146ZM114 148L119 149V151H120V154H119V155L117 154L118 150L115 151V150H113ZM136 148H137V146H136ZM136 148H135V149H136ZM160 148H162V149L160 150ZM203 148H205L206 151L203 150ZM207 148H209V146H208ZM201 149H202V150H201ZM209 149H210V151L212 150V152H213V148H212V149L209 148ZM209 149L207 150L206 147H201L200 150H201V153H202V154L199 152L200 150H199V151L197 150V151H198L197 154L200 155V156H202L203 159L206 158L205 160H206V162L209 164V168H208V169H210V171L208 170V174H210V175H208V177H209V176L211 177V168H212V167H213V168H212V175H214V176H213V179H212V177H211L212 180H214L215 177H217V178L219 179V177H222V176L225 177V176H226L225 178H227V181H228V180L230 181L231 185L229 184V181H228V183H227V181H225V178L222 179V181L224 180V183H226L227 186H230L231 188H232V187H233V188L231 189L230 187H227L226 185H224V186H226L229 190L231 189V190H232V193H233V191H234V192H237V193L240 195V197H242V198H240V199H241V201H242V203L244 204L245 207H247L246 205H249V206L247 207V209H248V210H250V209L252 210V212H251V214L253 215L252 217H253V219L255 218L254 221H255V223H256L258 229L260 228V231H261L260 233H262V236H264V223H263V220H264V173H263L264 170H263V168H264V166H263L262 163H261L262 167H261V166L259 167L260 163L257 162V163H259V164L257 165V164L253 161L252 165L255 163V165H253V167H252V165H250V164L247 162V163L249 164V166L247 165V167H244V166H242V167H235V168H234L235 171L231 169L232 171H231V170H230V171L228 170V171H229V172H228L226 167H225L226 169H223V168H224V165L222 166L221 162H219V159H217V161H216V159H214V158H215V155H217V154L219 155V153L221 154V152L219 151L221 148H218V149H215V148H214V152L216 151L215 153H214V152L211 153V152L209 151ZM110 150H111V151H114V153L116 152L117 156H121V158L119 157V160H121V161H118L119 163L116 162V159H115L116 155H113V153L110 152ZM154 150H155L156 152H155ZM165 150H166V151H165ZM167 150H168V152H167ZM171 150L174 151V152L171 153ZM236 150H238V151H236ZM96 151H97V152H96ZM102 151L104 152V150H102ZM108 151H109L110 153H112V154H110ZM122 151H123V152H122ZM169 151H170V152H169ZM208 151H209L210 153H209ZM218 151H219V153H218ZM230 151H231V153H230ZM235 151H236V152H235ZM103 152H102V155H104ZM176 152H179V153H176ZM207 152H208V153H207ZM233 152H234L235 154L237 153V155H244V154L247 153L246 151H244V152H245V153H244L243 150L240 151V149H237V148H235L234 151H233V148H232L231 150L229 149V150L226 151V153H229V154H230V155H229L230 157H232L233 155H235V154H232ZM118 153H119V152H118ZM153 153H154V154H153ZM226 153H225V154H226ZM241 153H244V154H241ZM108 154H109V155H113V156L111 157L112 159H111L110 157H109V159H108V156H107ZM124 154L126 155V157L124 156ZM155 154H156V155H155ZM195 154H196V153H195ZM213 154H215V155H214V158H211V160H210V157H213V156H210V157H209V155H213ZM231 154H232V156H231ZM174 155H175V157H174ZM179 155H180V156H179ZM207 155H208V156H207ZM96 156H97V157H96ZM105 156H104V157H105ZM122 156H123V157H122ZM163 156H164V157H163ZM165 156H166V158H165ZM205 156H206V157H205ZM226 156H227V155H226ZM229 156H228V157H229ZM235 156H236V155H235ZM113 157H114V158H113ZM131 157H132V158H131ZM155 157H157V158H155ZM168 157H169V158H168ZM141 158H142V159H141ZM154 158H155V161H154ZM100 159H101V160H100ZM127 159H128V160H127ZM175 159H176V160H178V159L183 160V161L179 160L180 162H183V163H182L183 165H181V163L177 162ZM212 159H213V160H212ZM254 159H255V158H254ZM256 159H257V158H256ZM256 159H255V160H256ZM105 160L102 161V163H104V162L108 163L107 160H106V161H105ZM110 160H112V161H110ZM113 160H114L116 163H114ZM117 160H118V159H117ZM140 160H142V161L144 160V161L142 162V161H140ZM156 160H157V161H156ZM166 160H167L168 162H167ZM214 160L218 163V165H217L216 162H214ZM129 161H130V162L132 161V163H131V164H128ZM163 161H164V162L166 161L167 163L164 164ZM171 161H172V162H173V161L175 162V163H173V166H172V163L169 164V162H171ZM208 161H209V162H208ZM250 161H252V159H250ZM259 161H261V160H259ZM137 162H138V163H137ZM139 162H141V163L139 164ZM157 162H158V163H157ZM210 162H211V163H210ZM147 163H148V164H147ZM156 163L159 165V166H158V170H159V171H157V169H156L155 166H154V165H156V167H157V164H156ZM159 163H161V166H160ZM162 163H163V164H162ZM176 163H177V164H176ZM207 163H206V164H207ZM219 163H220V164H219ZM109 164H110V163H109ZM109 164H108V166H109ZM138 164H139V167H137ZM208 164H207V165H208ZM210 164H211V165H210ZM213 164H214V165L216 164V165L214 166ZM106 165H107V164H104V167H105ZM122 165L119 166L118 169H119L120 167L122 168ZM130 165H131V166H130ZM143 165H144L145 167H144ZM162 165H163V166H162ZM212 165H213V166H212ZM256 165H257V167H255ZM125 166H126V165H125ZM140 166H141V167H140ZM165 166H167L166 171H163L162 169H164L163 167H165ZM104 167H103V168H104ZM123 167H124V166H123ZM248 167H249V168H248ZM23 168H25V167H23ZM23 168H22V170H23ZM103 168H102V171L104 172V174L107 173L110 169H111L110 171L113 170V168H108V169L104 168L105 170H104ZM121 168H120V169H121ZM125 168H126V167H125ZM145 168H146V169H145ZM175 168H176V167H175ZM246 168H247V169H246ZM261 168H262V169H261ZM27 169H29V170L31 169V170H32V169H35V168H34V167H31V168L29 167V168H27ZM27 169H25V170H27ZM116 169H117V168H116ZM118 169H117V170H118ZM120 169H119V170H120ZM155 169H156V170H155ZM167 169H168V171H167ZM218 169H219V170H218ZM22 170H21V172H22ZM29 170H28V172L23 170V172H27V175H26V173H23V172H22L21 174H19V175L16 174L17 176H19V178L21 177V178L23 179V181H22L21 178H20V180H19V178H18L16 175H14V177L16 176L15 178H14V177H12V178H14V180H15L16 182H17V181H20L21 184H22V187H23L24 189L26 188L27 191H28V193L30 192L29 190H31V191L33 190L31 193H34V192H35L34 190H36V189H34V187L36 186L35 188H37V187H38L37 185L41 184V180L39 179V178L41 177V176H40V173H41V172H40L39 174L36 173V172H34V173H36V175H37V176H36V175H34L32 172H30ZM106 170H107V172H106ZM173 170H174V169H173ZM214 170H215V172L213 173ZM242 170H243V171H242ZM259 170H260V171H259ZM261 170H263V172H262ZM17 171H18V170H17ZM32 171H34V170H32ZM37 171H38V170H37ZM39 171H40V170H39ZM110 171H109V173H110ZM114 171H116V170H114ZM135 171H134V172H135ZM156 171L158 172V175H157ZM170 171H171V172H170ZM176 171H177V170H176ZM103 172H100V173H102V176L108 178L109 176H108V177L105 176V175L103 174ZM221 172H222V173H221ZM223 172H224L225 174H224ZM241 172H242V173H241ZM17 173H20V172H17ZM29 173H30V175H29ZM109 173H107V175H108ZM128 173H129V171L127 172V174H128ZM160 173H161V175H160ZM218 173H219V174H218ZM262 173H263V175H262ZM31 174L34 175V177H35L34 179L38 180V183H36V181H33L34 179H33V176H31ZM110 174H112V175H110V176H112L111 178H114L113 172H111ZM174 174H175V175H174ZM221 174H222V175H221ZM223 174H224V175H223ZM238 174H239V175H238ZM23 175H24V176H23ZM41 175H42V173H41ZM98 175H100V174H98ZM159 175H160V177H159ZM217 175H219V176H217ZM259 175L262 176V177H260ZM27 176H28V177H27ZM39 176H40V177H39ZM29 177H30V178H29ZM31 177H32V179H31ZM163 177H162V178H163ZM179 177H180V176H179ZM210 177H209V180H211ZM232 177H233V178H232ZM16 178H18V179H16ZM109 178H110V177H109ZM111 178H110V180H112L111 183H113L114 180L111 179ZM158 178L160 179L159 181H161V183H158ZM217 178H215V179L218 180ZM28 179H29V180H28ZM220 179H221V178H220ZM220 179H219V180H220ZM261 179H263V180H261ZM212 180H211V181H212ZM8 181H10V180H8ZM8 181L6 180V181H4V182H5V183H9ZM28 181H30V183H28ZM137 181H138V183H137ZM222 181H221V183H222ZM107 182L110 183V181H108V180H107ZM219 182H220V181H219ZM257 182H258V183H257ZM5 183H4V184H5ZM25 183H26V184H25ZM31 183H32L33 185H32ZM111 183H110V184H111ZM142 183H145V186H144ZM177 183H180V180L177 181ZM23 184H24L25 186L27 185L28 187H27V186L25 187ZM124 184H125V183H124ZM141 184H142V185H141ZM228 184H229V185H228ZM5 185H6V184H5ZM7 185H8V184H7ZM31 185H32V186H31ZM222 185H223V184H222ZM122 186H123L124 188H122ZM141 186H143V187L141 188ZM158 186H161V187L158 188ZM29 187H30V188H29ZM32 187H33V189H32ZM128 187H129V186H128ZM146 187H147V189H146ZM148 187H149V188H148ZM8 188H11V187H9V185H8V186H5V189H7V190H5V191H6L5 194H6V196H8V197H7L8 199H11V196L13 197V195H12V194H13V191H12V189H8ZM28 188H29V189H28ZM150 188H151V189H150ZM24 189H23V190H24ZM38 189H39V188H38ZM124 189H125V191H124ZM135 189H136V190H135ZM147 190H148V191H147ZM229 190H228V191H229ZM231 190H230V191H231ZM122 191H124V192H122ZM129 191H130V192H129ZM127 192H128V193H127ZM243 192H244V193H243ZM123 193H124V195H123ZM129 193H130V194H129ZM140 194H141V193H140ZM140 194H139V195H140ZM159 194H160V195H159ZM248 195H249V196H248ZM9 196H10V197H9ZM134 196H135V198H134ZM140 196L143 197V195H140ZM144 196H146V195H144ZM132 197H133L134 199H133ZM145 198H146V197H145ZM121 199H122V198H121ZM123 199H124V198H123ZM123 199H122V202L124 201V202L126 203V201H128L129 198H127V200H125V199L123 200ZM132 199H133V200H132ZM242 199H243V200H242ZM250 199H251V200H250ZM107 200H108V199H107ZM142 200H144V197L142 198ZM145 200H147V199H145ZM154 200H155V201H154ZM161 200H162V199H161ZM103 201L105 202L104 204H107V202H108V201H105V200H103ZM120 201H121V200H120ZM162 201H163V200H162ZM175 201H176V200H175ZM179 201H180V203H181V207H180V208H184V207H182V206H184V201H183L181 198H179ZM179 201L177 200V202H179ZM109 202H110V201H109ZM109 202H108V203H109ZM118 202H119V201H118ZM124 202H123V204H125ZM154 202H155V203H154ZM116 203H117V202H116ZM119 203H120V202H119ZM143 203H144V204H143L144 206H143V205H142V206H143V208H144V207H146V206H145V202H143ZM171 203H172V202H171ZM174 203H175V202H174ZM180 203L177 204V207H179L178 205H180ZM199 203H202V202H199ZM246 203H247V204H246ZM0 204H1V203H0ZM102 204H103V202H102ZM113 204H115V203L112 201V206H113ZM120 204H121V203H120ZM146 204H147V203H146ZM108 205H111V202H110V204L105 205L106 208H107ZM116 205H117V204H115L114 206H116ZM127 205H126V208H127ZM136 205H137V204H136ZM163 205H164V204H163ZM175 205H176V204H174V207H175ZM203 205H204V204H203ZM102 206H103V205H102ZM102 206H101V207H102ZM112 206H111V207H112ZM147 206L150 207L149 205H147ZM169 206H171V205H169ZM192 206H193V205H192ZM198 206H202V205H201V204H200V205H197V208H198ZM204 206H205V205H204ZM206 206H207V205H206ZM206 206H205V207H206ZM103 207H104V206H103ZM111 207H110V208H111ZM121 207H122V206H120V207L117 206V208H118L119 211L121 210ZM124 207H125V206H124ZM132 207H133V210H135V208H136V209L138 208V211L135 210V212H136L137 214H138L139 211L141 212V210H144V211H142V212H145V211H146V212H145L146 214H145V213H144V214L146 215L147 218L145 219V215L139 212V213H140V217H141V216H144V217H143V218L141 217V218H139V219H138V218H137V219H134V221H133L134 223L137 224V223L139 222L138 225H133V227H134V226H137L136 228H135V227L133 228V229L135 230V234L132 233V232H134V231H131V232H130V233L134 234V236H133V235H131V236L129 235V234H130V233H129L130 230H127V228H128V227H131V225L128 226L129 224L127 223V226H128V227L126 228L125 231L129 233L128 235H129L130 237H129V236L127 235V233H126V234H125V238H128V239H129L128 241H130V240H131V241L129 242L130 245L127 243V246H125V247H128V248H129V249L126 248V251H128V250L131 249L130 251H132V252L129 253L130 255L128 254V257L124 256L123 259L126 257L127 259L129 258V260H130L131 258H133V259H135V260H138L139 257H140V259L142 258L143 260H150L149 256H147L149 259H148V258L146 259V257H144L145 259L143 258L144 254H142V252H144V250L146 249V247L143 249L142 246H145L146 243H149V246H152V245H154L153 243H156V242H155V241H154V242H150V241H149V242H146V241H143V240H142V239H143V236H142V239H141V236H140V235L142 234L141 231H142L143 228H144V229L146 228L145 231H147V227H146V226H147V225H146L147 223H146V221H148V220H147V219H148V216L150 217V215H148V214H149V211H150V208H149V210H148L147 208H146V209H142L141 206H140V208H141V209H140L138 206H135V204H133V205L131 206L130 209H132ZM172 207H173V205H172ZM172 207H171V209H173ZM190 207H191V206H190ZM114 208H115V207H113V209H114ZM117 208H115V209H117ZM122 208H123V207H122ZM126 208H124V209L126 210ZM128 208H129V207H128ZM185 208H186V207H185ZM199 208H202V207H199ZM207 208H208V207H207ZM249 208H250V209H249ZM99 209H101V208H99ZM113 209L111 208V212L108 211V209H106V212H107V213H108V212L112 213ZM139 209H140V210H139ZM104 210H105V209H104ZM118 210H117V212L119 213ZM125 210H124V211H125ZM133 210H131V211H133ZM180 210H181V209H180ZM184 210H185V209H184ZM186 210H187V209H186ZM200 210H201V209H200ZM251 210H250V211H251ZM99 211H100V210H99ZM102 211H103V209H102ZM102 211H100V213H101ZM127 211H128L129 218L132 217V215L134 214V211H133V212L130 211L131 213H133L132 215L130 214L129 209H127L126 212H127ZM174 211H175V208H174ZM202 211H203V210H202ZM202 211H200V212H202ZM103 212H105V211H103ZM117 212H116L115 210L113 211L114 214L117 213ZM121 212H122V214L120 213V217H121V215H122V217H123L125 214L123 215V210H121ZM126 212H125V213H126ZM147 212H148V213H147ZM200 212H199V213H200ZM203 212H205V210H204ZM208 212H210V211H208ZM136 213L133 215V218H136V217L139 216V214L136 215ZM101 214H102V213H101ZM112 215H113V214H112ZM116 215H117L118 217H116ZM128 215H127V217H128ZM130 215H131V216H130ZM125 216H126V215H125ZM157 216H158V218H157ZM171 216H173V214H171ZM115 217H116V218H119V215H118V214H115ZM115 217L113 216V218H115ZM122 217H121V218H122ZM121 218L118 219L119 221L116 219V221H117V222H120V220H122ZM124 219H125V218H124ZM127 219H128V218H127ZM127 219H126V220H127ZM141 219L143 220V222H142ZM144 219H145V221H144ZM192 219H193V218H192ZM126 220H125V222H126ZM129 220L131 221V218H130ZM132 220H133V219H132ZM140 220H141V222H140ZM190 220H191V219H190ZM260 220H261V221H260ZM123 221H124V220H123ZM136 221H138V222H136ZM125 222H124V223H125ZM127 222H129V221H127ZM150 222H151V221H150ZM0 223L2 224L1 218H0ZM121 223H122V222H120V224H121ZM130 223H131V222H130ZM134 223H133V224H134ZM151 223H152V222H151ZM191 223H192V220H191ZM191 223H190V224H191ZM111 224H112V222L110 223V226H108V229H109L110 227H111V228H113V227L115 228L119 223H118L116 226H113V227L111 226ZM113 224H116V223L114 222ZM113 224H112V225H113ZM125 224H126V223H125ZM125 224H124V225H125ZM140 224H141V226H140ZM187 224H189V223H187ZM192 224H193V223H192ZM258 224H259V225H258ZM210 225H211V227L208 229V230L212 231V232H210V233H213V232L216 233V232H218V229H217V230H214L215 227L212 228L213 224H210ZM222 225H223V224H222ZM121 226H122V225H119L120 228H121ZM138 226H139L140 228H139ZM191 226H192V227H196V226H194V225H191ZM214 226H215V225H214ZM217 226H219V225H217ZM220 226H221V223H220ZM220 226H219V227H220ZM125 227H126V225H125ZM125 227H122V228H125ZM187 227L189 228V226H187ZM116 228H117V227H116ZM116 228H115L114 230H116ZM122 228H121V229L117 228V229L122 231V230H123ZM138 228H139V229H138ZM179 228H180V227L174 226V229H175V230H173V231H175V232H173V233H176V235H175L174 237H175V238L177 237V238H176V239H177L176 242L178 243V245L181 244V242H182L183 239H186V241H187L188 239H189V240H190V239H195V238L197 239V237H198V239H199V238H200V234L203 233V231H202V232L199 231L198 233H197V232H194V233H195V234H194V238H192V236H190V238H188V237H189V236H188V237H187L188 239H187V238L185 237V236H187V235L184 236V231H183V230H185L184 228H186V227H183V230H182V228H181V229H179ZM188 228H186L185 231H187ZM190 228H191V227H190ZM190 228H189V229H190ZM217 228H218V227H217ZM104 229H105V228H104ZM219 229H220V228H219ZM148 230H150V229H148ZM191 230H192V229H191ZM194 230H196V229H194ZM194 230H193V231H194ZM197 230H198V229H197ZM197 230H196V231H197ZM199 230H201V229H199ZM213 230H214V231H213ZM105 231L107 232V228L104 230V232H105ZM109 231H111V230L109 229ZM109 231H108V232H109ZM125 231H124L123 233H125ZM145 231L143 230V232H145ZM171 231H172V230H171ZM193 231H191V232L189 231L188 233H193ZM220 231H221V230H220ZM137 232H138V234H137ZM140 233H141V234H140ZM160 233H159V234H160ZM188 233H186V234H188ZM196 233H197V234H196ZM218 233H221V232H218ZM122 235L124 236V234H122ZM136 235H137V236H136ZM173 235H174V234H173ZM192 235H193V234H192ZM195 235H196V236H195ZM213 235H214V234H213ZM123 236H122V238H123ZM126 236H127V237H126ZM132 236H133V237H132ZM135 236H136V239L134 238ZM169 236H170V235H169ZM183 237H184V238H183ZM125 238H123V239H124V244H126L125 241L127 240V239H125ZM130 238H131V239H130ZM133 239H134V240H133ZM140 239H141V240H140ZM207 239H209V236H208ZM138 240L140 241V243H141V242H142V243L140 244ZM137 241H138V242H137ZM180 241H181V242H180ZM184 241H185V240H184ZM184 241H183V242H184ZM192 241H193V240H192ZM196 241H198L197 244H198V247H199V246H200L199 243H201L200 241H202V240L200 239V241H199V240H196ZM126 242H127V241H126ZM144 242H145V243H144ZM179 242H180V243H179ZM187 242H188V241H187ZM189 242H191V240H190ZM194 242H195V240H194ZM122 243H123V242H122ZM137 243H139V245H138ZM143 243H144V244H143ZM151 243H152V244H151ZM191 243H192V242H191ZM257 243H259V242H257ZM257 243H256V244H257ZM124 244H123V245H124ZM194 244H195V243H194ZM197 244H195L194 246L197 247ZM261 244H262V243H259V245H256L257 248H258V252H260V250H261V249H260ZM123 245H122V246H123ZM128 245H129L130 247H129ZM131 246H132V248H131ZM139 246H140V247H139ZM149 246H147V247H148L147 249H150ZM141 247H142V248H141ZM196 247H195V249H198V250L200 249V248H198V247L196 248ZM117 248H118V247H116V248L114 249V252L116 251V252L119 253V250H118ZM116 249H117V250H116ZM119 249H120V248H119ZM136 249H137V251H136ZM141 249H142V251H141ZM259 249H260V250H259ZM198 250H197V251H198ZM130 251H129V252H130ZM134 251H135L136 254L134 253ZM261 251H262V250H261ZM121 252H122V251H121ZM121 252H120V254L117 253V255H121V254H122ZM41 254H42L43 256H42ZM133 254H134V255H133ZM37 255H38V254H37ZM39 255H41L40 257L42 258V260H39L40 257L38 256L39 258L37 257V259L35 260V261H36L35 263H37V262H40V264H46V263H48L46 260L43 259V258L48 259V256H47V253H46V252H44V251H43L42 253L39 252ZM132 255H133V256H132ZM135 255H136V256H135ZM142 255H143V256H142ZM137 256H138V257H137ZM173 256H174V257H173ZM41 258H40V259H41ZM120 258H121V260H122V257H121V256H120ZM140 259H139V260H140ZM142 259H141V260H142ZM131 260H132V259H131ZM31 261H33V260H31ZM45 261H46V262H45ZM139 262H140V263H139ZM173 262H174V263H173ZM138 263H139V264H143L142 261H138ZM138 263L136 262V264H138Z\"/></svg>",
    "mask_w": 264,
    "mask_h": 264
}]
</instances>
